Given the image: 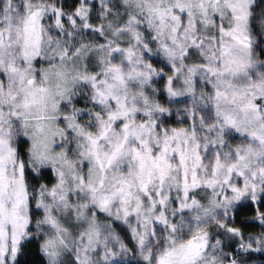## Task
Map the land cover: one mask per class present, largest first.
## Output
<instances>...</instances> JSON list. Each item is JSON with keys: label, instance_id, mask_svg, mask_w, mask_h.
Instances as JSON below:
<instances>
[{"label": "clouds", "instance_id": "9594fccd", "mask_svg": "<svg viewBox=\"0 0 264 264\" xmlns=\"http://www.w3.org/2000/svg\"><path fill=\"white\" fill-rule=\"evenodd\" d=\"M0 264H264V0H0Z\"/></svg>", "mask_w": 264, "mask_h": 264}]
</instances>
